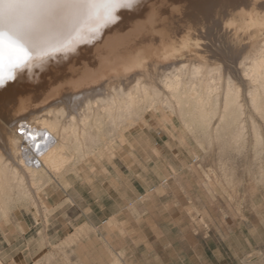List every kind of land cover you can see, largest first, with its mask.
<instances>
[{
	"label": "bare ground",
	"instance_id": "bare-ground-1",
	"mask_svg": "<svg viewBox=\"0 0 264 264\" xmlns=\"http://www.w3.org/2000/svg\"><path fill=\"white\" fill-rule=\"evenodd\" d=\"M116 16L70 50L34 56L0 86V221L49 170L149 114L180 118L219 151L240 150L243 104L264 121V0H138ZM251 113L248 131L259 138Z\"/></svg>",
	"mask_w": 264,
	"mask_h": 264
},
{
	"label": "rangeland",
	"instance_id": "rangeland-1",
	"mask_svg": "<svg viewBox=\"0 0 264 264\" xmlns=\"http://www.w3.org/2000/svg\"><path fill=\"white\" fill-rule=\"evenodd\" d=\"M243 105L249 112L246 116L251 109L248 103L249 107ZM252 113V119L256 117L252 121L257 120L263 130L262 141L248 131L250 117L242 115L235 124L246 127L243 148L236 151L239 147L227 143L228 150L222 147L221 154L214 146L216 138L211 137L213 144L210 137L192 135L178 117L167 121L149 114L116 139L103 132L96 150L79 155V161L56 172L49 170L42 184L31 188L29 199L12 205L9 217L0 221V264L97 257L91 243L82 245V233L75 234L84 219L78 209L66 205V193L59 185L71 169L95 176L98 186H112L116 195L127 200L135 199L137 189L150 194L164 184L163 205L171 206L178 193L180 215L174 222L167 220L164 231L177 247L180 264H264V121L260 123L261 117ZM206 141L213 145L207 146ZM219 154L229 159L227 165ZM131 205L124 209H133ZM152 205L157 210L162 204Z\"/></svg>",
	"mask_w": 264,
	"mask_h": 264
},
{
	"label": "crops",
	"instance_id": "crops-1",
	"mask_svg": "<svg viewBox=\"0 0 264 264\" xmlns=\"http://www.w3.org/2000/svg\"><path fill=\"white\" fill-rule=\"evenodd\" d=\"M82 171L69 170L59 185L66 193V205L78 209L84 219L75 234L82 233V245L91 243L97 257L75 261L43 259L37 264H180L177 247L164 231L165 222H174L180 215L178 193L172 197L171 206L163 205L167 197L164 184L150 194L148 190L141 194L137 189L135 199L127 200L116 195L112 186H98L95 176ZM89 202L92 206H86ZM109 203L115 206L108 208ZM153 203L162 205L154 210ZM127 204H132L133 209L125 210Z\"/></svg>",
	"mask_w": 264,
	"mask_h": 264
},
{
	"label": "snow or ice",
	"instance_id": "snow-or-ice-1",
	"mask_svg": "<svg viewBox=\"0 0 264 264\" xmlns=\"http://www.w3.org/2000/svg\"><path fill=\"white\" fill-rule=\"evenodd\" d=\"M138 0H0V86L34 56L70 50ZM87 27V31H85Z\"/></svg>",
	"mask_w": 264,
	"mask_h": 264
}]
</instances>
